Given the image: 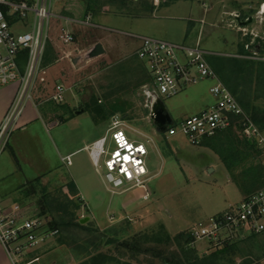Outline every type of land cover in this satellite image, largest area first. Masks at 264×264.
I'll return each instance as SVG.
<instances>
[{
	"label": "rangeland",
	"instance_id": "1",
	"mask_svg": "<svg viewBox=\"0 0 264 264\" xmlns=\"http://www.w3.org/2000/svg\"><path fill=\"white\" fill-rule=\"evenodd\" d=\"M257 1L258 5L253 0H102L92 14L83 12L81 0L55 5V14L78 22H86L88 17L90 26H66L74 34L68 45L50 35L48 45L53 51L41 64L45 82L36 80L32 101L24 109L25 114L33 111L37 120L17 124L0 154V208L18 203L24 218H33L38 198L22 202V196L14 192L19 186L38 179L52 192L71 182L77 191L72 197L74 219L80 222L88 217L89 221L84 230L54 236L22 264L59 263L60 254L51 255L58 247L63 250L61 255L70 251L76 264L98 253L110 254L120 264H188L181 253L187 252V247L198 255L215 251L205 241L186 244L182 240L178 245L175 238L189 236L199 223L243 200L246 189L253 193L264 189V148L260 147L262 153L257 155L234 137L191 146L181 135L170 136L175 122L211 105L209 88L213 83L202 81L174 97L161 98L155 104L160 103L164 110L157 109L159 118H152L155 104L149 109L147 73L135 54L139 42L122 33L178 44L199 41L210 54V64L220 66L216 70L219 82L229 90L236 87L247 106L264 112V4H260L264 0ZM234 7V14L249 26H232ZM32 21L30 14L14 28L15 33L29 32ZM56 23L50 26L54 34L60 28V22ZM97 44L105 50L104 57L94 55ZM234 60L251 62L247 66L252 67L251 77L235 81L230 74ZM57 84L66 88L62 103L50 99ZM6 88L16 94L18 85ZM115 120L122 123L131 143L146 148L145 189L130 184L113 190L106 179L105 158L94 165L89 157L91 145L110 136ZM104 149L108 152L114 147L107 141ZM160 226L170 241L155 247L150 238L160 232ZM137 237L141 250L150 246L159 250L161 257L142 251L121 257L115 251L116 245ZM236 242V247L220 257L219 264H264V233Z\"/></svg>",
	"mask_w": 264,
	"mask_h": 264
},
{
	"label": "built area",
	"instance_id": "2",
	"mask_svg": "<svg viewBox=\"0 0 264 264\" xmlns=\"http://www.w3.org/2000/svg\"><path fill=\"white\" fill-rule=\"evenodd\" d=\"M64 1L0 0V90L18 85L10 107L0 122V154L5 150L26 104L32 101L31 92L36 88V80L45 82V71L41 64L51 41L50 35H55L60 44L68 45L73 43L74 34L66 26L73 23L90 26L88 17L86 22H78L61 13L55 14V5ZM30 14L33 19L30 31L15 33L14 28L21 26L22 20ZM57 21L60 22V28L54 34L50 26L57 25ZM122 34L139 42L135 54L147 73L149 87L145 96L149 101V109L161 98L174 97L188 86L202 81L213 83L209 88L213 103L205 110L175 122L169 129L170 136L181 135L191 146H198L204 139L226 131L232 126L233 118L239 117L242 135L264 148L263 133L245 115L230 91L219 82L208 64L207 57L210 54L201 48L199 41L195 44H178L152 37ZM65 92L66 88L57 84L50 99L62 103ZM121 124L115 120L113 128L109 130L110 136L105 135L91 145L89 157L94 165L101 157L105 158L103 165L106 179L113 190L130 184L145 189L143 178L147 179L148 175L145 166L146 148L142 143H131ZM107 141L113 145L112 151H105ZM125 157L130 161L127 162ZM263 232L264 189L199 223L189 231V237L191 243L205 241L213 247L212 250H218ZM56 235L57 231L49 230L45 218L37 215L24 218L18 203L0 208V246L11 264H22L30 254Z\"/></svg>",
	"mask_w": 264,
	"mask_h": 264
},
{
	"label": "trees",
	"instance_id": "3",
	"mask_svg": "<svg viewBox=\"0 0 264 264\" xmlns=\"http://www.w3.org/2000/svg\"><path fill=\"white\" fill-rule=\"evenodd\" d=\"M102 0H81V3L83 5L84 13L85 14H92L93 11L99 9L101 6ZM191 1V0H188ZM46 55L44 57H47L49 52H52V46L48 45L46 49ZM209 60V59H208ZM211 68L216 73L218 70H220V66H215L210 64V61H208ZM234 71L230 73L233 76V79L235 81L239 82V80L244 76L250 74L252 72V67L247 68V66L252 65L251 62H239L238 60L232 61ZM264 67V66H263ZM247 68V73L244 72V69ZM217 70V71H216ZM251 71V72H250ZM143 73H146L143 72ZM217 75V73H216ZM144 77L147 78L146 74ZM251 77L250 75L246 76V78ZM238 87V86H237ZM229 90V89H228ZM230 93L234 96L237 103L241 107V109L244 111L245 115L248 116V118L251 120V122L263 133L264 132V112H259L257 109H251L250 106H247L245 102H243L242 98L239 97V94L237 93V88L235 87L232 90H229ZM95 100H93V107L95 108ZM93 108V109H94ZM92 109V110H93ZM93 113V112H92ZM99 114V111L94 110V114ZM234 137V141L237 142V139H241L240 141H243L244 144H241L243 147H247L248 149H251L252 152H255L257 155H260L262 153V150L258 146V144L255 141H248L241 132V125H240V118L234 117L233 123L230 128H228L225 132L219 133L216 136L208 139H204L200 145H203L204 143L209 144V142H213L214 140H219L222 137ZM227 139V138H226ZM232 139V138H231ZM233 139L230 142H234ZM235 145V143H234ZM236 146V145H235ZM223 160V159H222ZM40 181L38 179H35L33 181H28L25 184H22L19 186L14 192L17 193V195L22 196V202H33L35 198H38L36 202V206L38 209L37 216L40 218H47L46 221H48V228L49 230L57 231L56 237L61 236V234L64 232L75 230H84L85 225H82L79 223V219H74L72 210L75 209L74 202L72 200V197L77 195L76 188L73 183H68L64 187H59L54 189L52 192H47L46 188L39 183ZM66 189V192H64L63 189ZM247 196L250 194H253L252 191H249L246 189ZM33 200V201H32ZM264 233V232H263ZM164 235V239L160 238V235ZM155 235V234H154ZM159 236V237H158ZM254 236V235H252ZM145 237V236H143ZM138 238V239H137ZM132 238L131 240H125L124 242L118 244L115 246V251L121 253V257L125 256L126 253H139V251L150 253L153 255L154 258L158 259L161 257V252L159 250L155 251L152 247L148 246L146 250H141L139 247V237ZM151 241V244H154L155 247H159V244L166 245L169 243L170 238L165 233L164 228L160 226V232L153 236ZM186 240V244L191 241V238L185 234H180L175 238V241L178 245L182 244L181 241ZM110 243V242H109ZM238 245V242L231 243L223 246L221 249L212 251L211 253H202L198 255L194 249L188 248L187 252H183L182 250V256L183 258L188 261V264H219V260L223 254H227ZM140 249V250H138ZM190 256V257H189ZM120 257V258H121ZM119 259L114 258L110 254L105 253H98L94 256H91L87 260H84L83 262L79 264H120ZM122 264V263H121Z\"/></svg>",
	"mask_w": 264,
	"mask_h": 264
},
{
	"label": "crops",
	"instance_id": "4",
	"mask_svg": "<svg viewBox=\"0 0 264 264\" xmlns=\"http://www.w3.org/2000/svg\"><path fill=\"white\" fill-rule=\"evenodd\" d=\"M256 2H257V5H258L259 2L257 0H253V3H256ZM260 4H264V1L260 2ZM262 9H263V7H262ZM235 10H236V7H234V12L232 14L234 16L232 18L233 19L232 26H249V24H247V23L245 24V22L244 21L242 22V20H241V18L239 16L234 14V13H236ZM263 13L264 12H261L262 15H263ZM201 21H202V24H203L204 21L203 20H201ZM204 24H205V22H204ZM209 26H212V25L209 24ZM103 51H104V53L101 55L102 57H104V55H105V50L103 49ZM14 95H15V91H13L11 88H5L3 90H0V122L2 121L7 109L9 108V106H10V104H11L13 98H14ZM212 103H213V100H212ZM36 120H37V116L33 113V111H28L26 114L23 111L17 124L20 123V125L21 124L22 125H28V124L36 121ZM231 204H235V203H231ZM228 206H229V204H228ZM219 213H221V212H219ZM62 251H63L62 248L58 247L54 252H52L51 255H53L55 253V255H53V256H56V255L58 256V254H60L59 256L62 257V258H60L59 263L57 261H54L53 264H76L74 262V259H73L72 255L70 254V251H68V252L64 251V254L61 255ZM0 264H10L1 248H0Z\"/></svg>",
	"mask_w": 264,
	"mask_h": 264
},
{
	"label": "water",
	"instance_id": "5",
	"mask_svg": "<svg viewBox=\"0 0 264 264\" xmlns=\"http://www.w3.org/2000/svg\"><path fill=\"white\" fill-rule=\"evenodd\" d=\"M93 53H94L95 56H101L104 53L102 46L100 44H97L94 47V52ZM159 104L160 103L155 104V106L152 108V115H151L152 118H153V115H156L155 119L159 118V113L156 112L157 109L160 108ZM160 110L161 111L164 110L163 107H161ZM88 221H89V218L85 217V218H82L79 223L84 225Z\"/></svg>",
	"mask_w": 264,
	"mask_h": 264
},
{
	"label": "bare ground",
	"instance_id": "6",
	"mask_svg": "<svg viewBox=\"0 0 264 264\" xmlns=\"http://www.w3.org/2000/svg\"><path fill=\"white\" fill-rule=\"evenodd\" d=\"M262 9V8H261ZM261 12H264V5H263V9H262V11ZM263 15H264V13H263ZM125 160L127 161V162H129L130 160L127 158V157H125Z\"/></svg>",
	"mask_w": 264,
	"mask_h": 264
}]
</instances>
